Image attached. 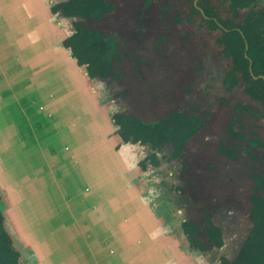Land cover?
Masks as SVG:
<instances>
[{
	"label": "crops",
	"instance_id": "crops-1",
	"mask_svg": "<svg viewBox=\"0 0 264 264\" xmlns=\"http://www.w3.org/2000/svg\"><path fill=\"white\" fill-rule=\"evenodd\" d=\"M49 1L0 0L1 158L48 264H207L187 250L172 194L148 198L138 156L112 154L111 104L61 46L70 26Z\"/></svg>",
	"mask_w": 264,
	"mask_h": 264
},
{
	"label": "flooded vegetation",
	"instance_id": "flooded-vegetation-1",
	"mask_svg": "<svg viewBox=\"0 0 264 264\" xmlns=\"http://www.w3.org/2000/svg\"><path fill=\"white\" fill-rule=\"evenodd\" d=\"M135 1H122L128 2L135 14L132 29L100 23L119 8L120 0H101L106 11L99 20L85 24L90 30L113 37L114 57L109 59L112 78L97 79L111 104L109 114L115 111L150 124L175 111L195 118L198 130L185 142L176 160L163 157L166 152L151 157L149 146L139 141L118 144L116 150L120 145L139 149L135 154L139 158L137 167H141V177L149 176L153 184L148 198L163 192L172 194L169 212L179 222L187 250L199 252L207 264H219L221 257H235L255 227L252 197L264 201V108L245 96L242 88L246 85L240 87L227 76L230 53L224 50L221 36L228 32L226 26L242 20L247 11L235 13L228 0H143L136 13L132 9ZM152 3L153 12L148 11L152 25L147 27L146 9ZM262 5L264 1L260 0L254 9ZM68 24L70 36L73 28ZM205 57L213 64L208 72L202 64ZM200 77L198 100H209L207 108L201 106L205 109L195 104L186 106L181 97L187 91L178 85L183 79ZM233 208L239 209L243 223L234 229L240 245L230 250L225 246L226 232L217 215L231 216ZM206 230L207 240H214L217 246L205 251L190 249L188 237L200 238L201 247L207 244Z\"/></svg>",
	"mask_w": 264,
	"mask_h": 264
},
{
	"label": "trees",
	"instance_id": "trees-1",
	"mask_svg": "<svg viewBox=\"0 0 264 264\" xmlns=\"http://www.w3.org/2000/svg\"><path fill=\"white\" fill-rule=\"evenodd\" d=\"M228 1L235 13L242 9L247 13H243V19L236 24L226 26L227 33H221L222 46L230 53V69L227 76L231 77L234 84H240V87L246 85L242 88L245 96L254 103H260L264 108V5L254 9L260 0ZM50 11L53 15L60 16L59 18H66L72 25L73 33L63 38L61 45L77 66L84 69L89 78H112L109 59L114 57L113 37L103 36L85 26L89 20H99L101 13L106 11L101 0H69L65 3L50 4ZM74 17H78L77 20H74ZM221 24L225 26L224 22ZM109 117L116 126L114 135L119 139V144L137 141L147 144L152 151L151 157L166 152L163 157L167 155L176 160L185 142L198 130V121L195 118L175 111L150 124L115 111L111 112ZM138 168L141 170L139 165ZM252 199L251 212L255 221L253 231L234 258L221 257L219 264H264V201L260 197ZM207 236L206 230L207 244L202 247L199 246L202 243L200 238L192 240V237H188L189 248L205 251L209 246L216 247L214 240L208 241ZM0 264H19L18 254L11 248L9 238L3 230L1 215Z\"/></svg>",
	"mask_w": 264,
	"mask_h": 264
},
{
	"label": "water",
	"instance_id": "water-1",
	"mask_svg": "<svg viewBox=\"0 0 264 264\" xmlns=\"http://www.w3.org/2000/svg\"><path fill=\"white\" fill-rule=\"evenodd\" d=\"M63 19L67 21V23L69 22L66 18ZM110 148L113 152L112 154L115 152L118 158L120 155L117 151H114L112 147ZM1 157L2 154L0 151V178L5 182L2 187L0 186V215L2 218L3 230L9 238L11 248L18 254L19 264H48L49 258L45 255V253H47V244L46 241L43 240V234L39 232V226L35 221L36 216L31 211H26L25 207H27V204L24 201V195H19L15 190L19 181L13 180L7 172L5 161H3ZM20 210L26 211L27 217L20 214ZM16 218H20L21 221L15 222ZM19 231H23V235L25 233L26 237L24 235V239H21L19 236Z\"/></svg>",
	"mask_w": 264,
	"mask_h": 264
},
{
	"label": "rangeland",
	"instance_id": "rangeland-1",
	"mask_svg": "<svg viewBox=\"0 0 264 264\" xmlns=\"http://www.w3.org/2000/svg\"><path fill=\"white\" fill-rule=\"evenodd\" d=\"M51 2H57L60 0H50ZM121 2L124 0H120ZM152 1V0H151ZM156 1H160V2H169L171 0H156ZM143 3V0H136L134 6L132 7V9L134 11H138V6L140 4ZM154 3V2H153ZM153 3L148 6V8L146 9V16L148 17L146 24L147 27H151V19L150 17H152V15L150 16L149 13L153 12ZM119 8H114L113 11L111 12V14H109L102 22L100 23H105L106 25H110L113 26L114 24L117 25H121L123 27H127L129 29H132L133 26L136 25V18H134L135 14L132 12L128 2H122L120 5H118ZM149 11V13H148ZM114 27V26H113ZM117 32V31H116ZM202 45V44H200ZM202 64H204V69L208 71H211L212 69V61L208 58H204ZM198 69H202V67L200 66ZM198 74H204L201 72H197ZM201 82H202V78H194V79H183L182 81L179 82V87L181 88H185L187 91V95H184L183 97H181V101L185 103L186 106H193V104H195L194 106L198 109H205V107L207 108L206 103L209 104V100L207 99H201L202 102H199L198 100V90L201 87ZM196 93V95H194ZM202 105H204L205 107H201ZM210 109V108H209ZM182 111L184 113H189L188 110L186 109H182ZM132 151L130 152H125L122 150H118L117 153L122 156V155H129V156H136L135 154L137 153V150L139 151V149L137 148H133L131 149ZM136 150V151H135ZM131 158V157H130ZM5 184L4 180L0 178V186L2 187ZM235 207V206H234ZM230 213L231 216H220L217 215L220 218V224L223 227L224 232H226L224 234V240H225V246L228 247L230 250L232 248H234L235 246L240 245L238 239L240 238L239 233L238 232H234V229L236 228V226H240L243 223V215L240 213L238 208H233L230 209ZM20 214L25 215V217H27V212L20 210ZM248 218V217H247ZM21 219L20 218H16L15 222H20ZM25 235V233H24ZM24 235H23V231H19V236L21 237V239H24ZM26 237V235H25Z\"/></svg>",
	"mask_w": 264,
	"mask_h": 264
}]
</instances>
